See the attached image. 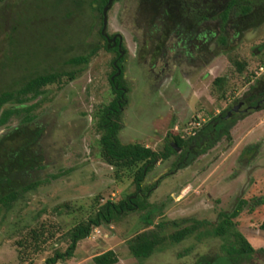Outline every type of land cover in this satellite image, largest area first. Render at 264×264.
<instances>
[{"label":"rangeland","instance_id":"1","mask_svg":"<svg viewBox=\"0 0 264 264\" xmlns=\"http://www.w3.org/2000/svg\"><path fill=\"white\" fill-rule=\"evenodd\" d=\"M97 1L0 3V92L37 74L78 70L70 59L99 47L73 81L64 77L61 84L50 86L42 107L36 110L37 121L44 127L40 143L45 165L32 176L41 183L10 212L0 215V264H45L55 251H66L68 230L89 217L96 198L101 204L120 202L136 192L131 180L117 182L113 167L100 157L95 114L113 99L111 80L117 55L101 38L103 20ZM178 1L144 0L140 4V0H117L108 11L107 32L122 35L126 50L124 79L129 92L121 141L139 143L158 153L173 142L170 132L189 138L204 123L243 100L264 78L260 69L264 68V50L259 51L264 43V0H247L253 2L256 17L247 21L249 24L239 23L238 28L231 27L236 18L222 21L223 13L236 0H181L189 4L188 9L179 6L182 18L189 16L193 5L208 18L200 22L198 35L195 31V44L190 48L199 43L201 49H195L194 60H186L183 51L174 60L170 49L183 48L176 38L178 30L173 29L165 43L159 24L151 23L162 20L163 25L166 15L170 18L165 28L177 22ZM210 6L209 18L205 10ZM238 8L233 5L232 12ZM222 36L227 38L224 45ZM157 43L169 49L168 63L156 59L164 55L162 51H153L151 58ZM230 56L247 63L242 74ZM218 77H226L221 90L213 83ZM17 124L13 119L0 126V137ZM230 133V140L224 137L207 152L195 153L194 158L184 161L183 151H177L153 166L144 183L147 191L153 188L148 195V202L156 208L150 216L153 225L145 221L147 210L129 211L112 224L94 229L79 242L73 258L57 264H95L93 258L109 250L116 252V264H194L203 255L215 258L233 238L209 233L211 224L217 222L220 212H234L240 204L237 229L256 252L239 264H264V231L260 229L264 222V107L237 115ZM179 161L186 163L177 167ZM186 218L207 221L210 226L180 243L166 242L149 258L131 254L128 241L137 234L166 222L167 236L190 225L192 221L181 222ZM41 224L47 240L30 260L22 262L16 241Z\"/></svg>","mask_w":264,"mask_h":264},{"label":"trees","instance_id":"2","mask_svg":"<svg viewBox=\"0 0 264 264\" xmlns=\"http://www.w3.org/2000/svg\"><path fill=\"white\" fill-rule=\"evenodd\" d=\"M10 0H0V3ZM117 0H114V2ZM144 0H140V4ZM180 1V3H179ZM178 1L175 9L181 15L179 6L188 9L189 4ZM108 0H98V11L103 20V9ZM238 4L239 8L232 12L233 5ZM253 2L247 0L234 1L230 7L223 13L222 21L229 22L230 19L248 23L255 18L257 10L252 7ZM214 5V4H213ZM263 8V7H262ZM212 14V8L205 10ZM167 11H164L165 14ZM167 19L170 18L166 15ZM165 17V18H166ZM158 23L159 29L166 33L162 36V41L166 34H173L174 31H167L164 26L166 20ZM262 19V18H261ZM264 19V17H263ZM208 20L205 12L200 9V21ZM236 21V20H235ZM227 22V23H228ZM224 29V28H223ZM102 31V30H101ZM101 38L104 37L101 33ZM166 38V39H167ZM105 42V40H104ZM221 42L224 45L227 42L225 36L221 37ZM106 48L116 54V49L109 48L107 43ZM259 51L264 50V43L259 46ZM123 49L124 45H123ZM201 49V48H200ZM99 50L93 49L85 55L74 56L70 59V63L80 67L75 71H51L42 74H37L29 77L18 87L0 92V126H7L13 119L18 120V124L9 129L0 137V215L3 212H10L14 206L31 191L36 190L40 181L32 176L33 172L43 169L45 159L41 151V139L44 134V127L38 123L36 110L42 107L45 101L46 91L50 86L61 84L62 79L67 77V80L73 81L76 75L82 72L90 63L91 59ZM126 51V50H125ZM230 62L235 66L236 71L242 74L247 68V63L242 58L230 56ZM118 58V57H116ZM123 57L118 58V66L114 64V75L111 80L113 99L109 105L100 108L95 114L98 118L97 132L100 134L98 145L100 148L101 159L113 167L114 177L117 182L131 180L135 186L136 192L128 196L120 202H112L108 200L105 204H101L100 198H96L92 205L91 212L87 219L81 220L77 225L73 226L67 232L69 245L65 252L55 251L52 257L46 259L45 264H57L59 261H65L74 257L75 251L79 242L90 237L94 229L105 224H112L117 218L129 211H146L145 221L148 226L153 225L151 215L156 208L152 207L148 202L149 192L153 189L144 187V183L148 173L153 169V166L161 161L169 159L173 154H177L174 145L182 148L185 159L195 157L192 150L196 153H205L222 138L231 139L230 130L235 124L237 115L233 118H227V112H223L212 120L204 123L200 128L196 129L194 134L189 138L183 135L170 132L169 137L173 142L166 145L163 152L158 153L152 149L143 146L139 143H123L120 138V133L123 128V110L128 104V83L124 79ZM118 71L120 73L118 74ZM226 82V77H218L214 80V85L221 90ZM251 99L255 98L252 94ZM192 149V150H191ZM188 153L189 155H186ZM188 162V161H187ZM186 162L179 161L177 167H182ZM159 182H157L154 186ZM68 210L67 205H63ZM241 204L234 212H220L219 219L212 225V232L216 237L229 238L233 241L227 242L228 245H223V254L215 258H208L203 255L198 257L194 264H239L241 260L252 256L256 249L248 241L247 237L237 229L236 219L239 216ZM58 209V208H57ZM182 228H177L170 235H164L166 225L168 223H159L154 229L144 231L137 234L128 241V246L131 254L138 259H146L151 257L159 250L166 242L180 243L199 232L203 227L210 226L207 221H193V219H182V223L191 222ZM175 226L180 224L175 222ZM260 229L264 231V222ZM201 233V232H200ZM203 234V233H201ZM47 240V232L41 225L29 228L28 232L16 241L18 257L22 262L30 260V255L37 253L40 250V244ZM95 264H116L119 258L113 250L97 255L93 258Z\"/></svg>","mask_w":264,"mask_h":264},{"label":"flooded vegetation","instance_id":"3","mask_svg":"<svg viewBox=\"0 0 264 264\" xmlns=\"http://www.w3.org/2000/svg\"><path fill=\"white\" fill-rule=\"evenodd\" d=\"M191 12H192V14L190 15ZM188 15L189 16L186 18H182V16L179 14L178 21L177 22L172 21L173 24L166 28V29H168L167 31H173V29L178 30V33L176 34V38L179 39L178 45L183 47V48H173V49L171 48L170 49L172 52H174V56H173L174 60H176V58L179 57V53L182 51L186 53V60H188V59L194 60V59H196L195 58L196 56L194 55L195 49L199 52L200 48H201V44L199 45V43L197 44L196 48H190V47H193L195 44V42H194L196 40L195 31L197 30L196 34L197 35L199 34L198 30L200 27V22H199L200 21V9L193 5V7L188 10ZM211 15H212L211 13L208 14L209 18L211 17ZM241 22H243V21L236 20L233 22L231 27H233V28L237 27L238 28L240 25L239 23H241ZM164 27H166V25ZM101 30H102L101 33H102L104 40L107 43L108 47L116 49V55L118 58L123 57L125 50L123 49V37H122V35H120L119 33L108 34L107 28L104 32H103V28ZM164 33H166V32L164 31ZM166 36L170 37L171 35H169V33H168V34H166ZM214 36H216V33L214 34ZM166 38L167 37H164V39L168 41L169 39L168 38L166 39ZM204 38H205V36H204ZM167 41H165V43H167ZM199 42H200V38H199ZM157 44H159V43H157ZM160 47H162L161 44L156 45V48H153L154 50L151 51V58H153V56H152L153 51L155 54H157L159 51H162V54L164 53V55H162L161 57L156 56V59L159 61L161 60L163 62L167 61V63H168L169 49L168 48L164 49V48H160ZM118 58H115L113 61V64L115 67L118 66ZM263 77H264V74H263ZM252 94H255V98H253V99L250 98ZM236 107H238L237 110L235 109ZM261 107H264V78L259 82L258 88L254 87L253 92H251L250 94H247V96L245 98H243V100L239 101L235 106H233L230 110L227 111V118H233L234 115H239L241 113L246 114L252 110H259ZM230 112H231V115L228 117V114ZM181 151H183L182 148L179 152H181ZM192 152L196 153V150L193 149ZM186 155H189V154L186 153ZM185 160L186 159L184 158V161Z\"/></svg>","mask_w":264,"mask_h":264},{"label":"water","instance_id":"4","mask_svg":"<svg viewBox=\"0 0 264 264\" xmlns=\"http://www.w3.org/2000/svg\"><path fill=\"white\" fill-rule=\"evenodd\" d=\"M114 3V0H108L106 6L103 9V32L106 30L107 28V24H108V11L110 10L112 4ZM122 55V54H121ZM120 73V71H118V74ZM114 79V78H113ZM238 107H236L235 109L237 110ZM231 115V112L228 114V117ZM173 146H175L177 151H180L181 148L177 147L176 145L173 144Z\"/></svg>","mask_w":264,"mask_h":264},{"label":"built area","instance_id":"5","mask_svg":"<svg viewBox=\"0 0 264 264\" xmlns=\"http://www.w3.org/2000/svg\"><path fill=\"white\" fill-rule=\"evenodd\" d=\"M261 69V71H263L264 70V68H260ZM184 137V136H183Z\"/></svg>","mask_w":264,"mask_h":264}]
</instances>
